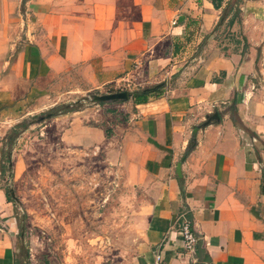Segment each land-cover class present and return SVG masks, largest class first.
Returning <instances> with one entry per match:
<instances>
[{"label":"crops","instance_id":"1","mask_svg":"<svg viewBox=\"0 0 264 264\" xmlns=\"http://www.w3.org/2000/svg\"><path fill=\"white\" fill-rule=\"evenodd\" d=\"M233 1L0 0V127L73 70L85 92L167 82L144 104L49 123L65 148L103 151L145 189L134 264L156 252L166 264H264V0ZM182 216L198 236L193 253ZM17 242L0 188V264L26 263Z\"/></svg>","mask_w":264,"mask_h":264},{"label":"rangeland","instance_id":"2","mask_svg":"<svg viewBox=\"0 0 264 264\" xmlns=\"http://www.w3.org/2000/svg\"><path fill=\"white\" fill-rule=\"evenodd\" d=\"M126 84L81 91L83 80L73 70L53 83L51 93L20 100L12 119L0 127L1 136L17 123H30L14 144L11 170L0 176V188L11 199L17 248L28 253L32 264H134L149 205L145 189L131 184L123 166L103 151L65 148L58 126L49 125L52 117L38 121L53 107L77 101L81 109L115 113L121 103L92 104L89 98L131 93Z\"/></svg>","mask_w":264,"mask_h":264},{"label":"trees","instance_id":"3","mask_svg":"<svg viewBox=\"0 0 264 264\" xmlns=\"http://www.w3.org/2000/svg\"><path fill=\"white\" fill-rule=\"evenodd\" d=\"M238 2H241V0H235L233 1L232 4H236ZM216 8H219V4H215ZM232 6H230L229 10L227 11V14L231 11ZM237 12V11H236ZM232 16V18L229 19L228 25H232L234 22V19L237 17V13ZM218 28V27H217ZM157 90H153L150 92L142 90H136L131 92V98L130 100L133 102L135 105L139 104H144L147 102L148 98L151 95H154ZM110 93H113L111 91ZM102 105V104H101ZM81 109V104L79 101L75 103H65V104H60L53 109H51L50 113L51 117H57L60 115H65L73 112H77ZM30 123H27L26 121L20 122L15 124L14 126L11 127L10 131L8 134L5 135V137L2 140V148L0 150V176L3 177L5 173H9L11 170V156H12V150L14 147L15 142L17 141L18 137L27 129ZM192 148L189 147L187 149V152H189ZM9 199V198H8ZM9 202H11V199H9ZM20 253H24L23 256H21L22 261L24 260L27 264V261L29 256L28 253L25 251H20ZM15 264H21L20 262H15Z\"/></svg>","mask_w":264,"mask_h":264},{"label":"water","instance_id":"4","mask_svg":"<svg viewBox=\"0 0 264 264\" xmlns=\"http://www.w3.org/2000/svg\"><path fill=\"white\" fill-rule=\"evenodd\" d=\"M230 3H227L226 9L229 7ZM226 14V10L224 12V16ZM223 16V19H224ZM223 19L221 21H223ZM167 84L166 81H162L156 85H153L151 87L145 88L144 91L150 92L153 90L160 89L164 87ZM131 98V93L127 90L121 91V92H113V93H106V94H93L90 96V101L92 104H105V103H126L130 100ZM51 118V114H46L44 116H41L38 121H43ZM211 119H217V114H214L211 116ZM180 168H177V173L179 174ZM10 196L13 198L14 194L13 192H10Z\"/></svg>","mask_w":264,"mask_h":264},{"label":"built area","instance_id":"5","mask_svg":"<svg viewBox=\"0 0 264 264\" xmlns=\"http://www.w3.org/2000/svg\"><path fill=\"white\" fill-rule=\"evenodd\" d=\"M178 232L181 238L182 249L187 253H193L198 241V236L192 228L191 221L186 216L181 217V222ZM150 264H166V263H164L161 253L156 252L154 254L153 261Z\"/></svg>","mask_w":264,"mask_h":264}]
</instances>
